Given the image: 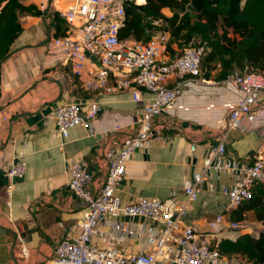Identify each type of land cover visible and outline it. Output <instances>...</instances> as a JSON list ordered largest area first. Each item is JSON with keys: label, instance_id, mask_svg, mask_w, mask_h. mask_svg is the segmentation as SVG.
Returning <instances> with one entry per match:
<instances>
[{"label": "crops", "instance_id": "obj_1", "mask_svg": "<svg viewBox=\"0 0 264 264\" xmlns=\"http://www.w3.org/2000/svg\"><path fill=\"white\" fill-rule=\"evenodd\" d=\"M24 4L35 5L42 14L19 15L23 31L0 71V264H48L57 243L80 232L86 207L69 187V168L84 162L92 174L90 188L100 190L112 130L119 126L121 137L135 134V117L142 107L128 92L100 94L101 115L89 127L72 128L64 139L55 125V110L71 100L86 98L74 95L70 67L51 58L47 45L54 37L50 30L52 15L61 17L60 10L68 8L70 2L26 0ZM239 100L240 94L223 82L190 84L176 102L188 110L175 108L154 119L156 135L148 149L138 151L128 163L118 197L126 203L142 197L182 199L208 151L223 138L231 156L249 163L260 144V135L227 132L228 116L223 107ZM258 112L264 117V102ZM192 144L197 145L195 151H191ZM17 162L25 165L26 174L9 178V165ZM229 183L228 175L212 172L203 185L204 193L189 206L187 221L200 235L213 240L236 237L225 224L216 231L207 227L208 220L224 213L227 200L220 188ZM124 222L142 231L141 237L124 244L126 252H145L149 221L133 218ZM240 230L257 234L262 225L248 213ZM20 236L29 249L25 260L20 254ZM215 264L248 263L234 257L221 258Z\"/></svg>", "mask_w": 264, "mask_h": 264}, {"label": "built area", "instance_id": "obj_2", "mask_svg": "<svg viewBox=\"0 0 264 264\" xmlns=\"http://www.w3.org/2000/svg\"><path fill=\"white\" fill-rule=\"evenodd\" d=\"M68 8L60 10L67 25L64 36L52 37L48 54L59 64L70 67L85 90L94 98L71 100L57 107L54 121L64 139L79 125L89 127L101 115L100 94L128 92L132 101L142 104L134 124L133 135L121 137L120 127L112 130L109 147L104 154L105 181L100 190L90 188L92 174L84 162L70 168L69 187L86 209L80 232L73 238L63 237L56 245L48 264H215L221 257L211 248L213 239L200 235L188 223L189 206L204 193L203 185L212 172L228 175L231 183L220 188L226 198L224 213L208 220L207 227L216 231L221 225L230 230L240 229V223L228 220L229 212L251 198L256 183L264 185V117L259 107L264 100V78L244 73L224 81L240 94V100L223 105L227 111V132L241 135L258 133L260 144L253 163H241L228 153L227 139H221L210 149L200 171L194 173L193 183L183 191V198L165 199L142 197L126 203L117 195L128 163L138 151L147 150L156 135L154 119L175 108L178 98L193 82L201 81L203 47L186 48L172 57L167 38L153 35L146 43L134 39L121 40L125 25V5L138 0H67ZM146 96V97H145ZM213 108V105L210 106ZM6 120V118H4ZM197 145H191L195 151ZM26 167L22 163L9 165V178H22ZM214 193V190H210ZM149 221L145 235L147 250L127 253L124 244L141 237L139 228L128 225L125 219ZM22 259H28L25 240L18 237Z\"/></svg>", "mask_w": 264, "mask_h": 264}, {"label": "trees", "instance_id": "obj_3", "mask_svg": "<svg viewBox=\"0 0 264 264\" xmlns=\"http://www.w3.org/2000/svg\"><path fill=\"white\" fill-rule=\"evenodd\" d=\"M26 0H0V71L11 58V47L23 31L19 15H40ZM125 5L121 40L146 43L155 34L167 38L172 57L186 48L203 47L200 79L222 83L236 75L254 73L264 78V0H138ZM169 11L170 15H166ZM54 37L66 34L67 25L58 13L52 15ZM74 76V75H73ZM76 97L94 98L74 76ZM255 160V154L250 164ZM252 213L262 225L257 234L231 230L236 237L212 240L211 248L221 258L238 257L248 264H264V185L256 183L251 198L229 212L228 220L242 223Z\"/></svg>", "mask_w": 264, "mask_h": 264}, {"label": "rangeland", "instance_id": "obj_4", "mask_svg": "<svg viewBox=\"0 0 264 264\" xmlns=\"http://www.w3.org/2000/svg\"><path fill=\"white\" fill-rule=\"evenodd\" d=\"M165 14L166 15H170V12L169 11H165ZM240 230V229H239ZM234 234V233H233Z\"/></svg>", "mask_w": 264, "mask_h": 264}]
</instances>
